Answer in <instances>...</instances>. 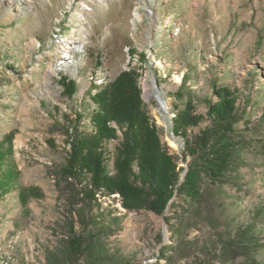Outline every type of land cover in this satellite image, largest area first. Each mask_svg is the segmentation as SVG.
<instances>
[{"label": "rangeland", "instance_id": "obj_1", "mask_svg": "<svg viewBox=\"0 0 264 264\" xmlns=\"http://www.w3.org/2000/svg\"><path fill=\"white\" fill-rule=\"evenodd\" d=\"M131 70L163 144L184 169L181 181L189 162L173 128L179 94L190 93L205 115L204 99L214 97L215 86L235 90L248 112L240 128L253 144L242 169L244 190L212 188L193 212H130L119 194L99 196V210L119 219L106 241L109 252L130 264H199L209 254L222 264L218 242L227 228L251 222L262 207L264 0H0V173L13 185L0 192V264H46L67 212L55 175L70 147L58 123L63 114L91 113V96ZM65 79L76 83L72 99ZM114 127L118 138L106 145L111 172L123 138ZM256 238L251 259L264 264V217Z\"/></svg>", "mask_w": 264, "mask_h": 264}, {"label": "trees", "instance_id": "obj_2", "mask_svg": "<svg viewBox=\"0 0 264 264\" xmlns=\"http://www.w3.org/2000/svg\"><path fill=\"white\" fill-rule=\"evenodd\" d=\"M63 86L72 99L76 83L65 79ZM213 95L204 99L205 115L198 112L190 93L189 98L182 94L177 98L174 134L183 139V160L189 162L184 181V169H178L177 157L163 144L145 107L135 70L123 72L92 95L95 108L91 113L76 111L75 118L63 114L58 124L70 151L55 176L67 207L65 231L57 244L47 249L46 264H130L108 250L106 241L116 231L114 226H119V219L99 210V196L119 194L127 211L144 210L162 216L169 208L177 214L178 208L187 213L198 210L196 204L212 188L230 185L244 190L242 169L247 166L245 154L253 144L248 129L240 128L247 108L237 92L227 86H215ZM203 122L208 124L194 133L192 130ZM83 124L91 130L84 129ZM114 126L122 131L123 138L115 150L111 172L113 154L106 145L118 138ZM3 161L0 154V171ZM10 178L0 173L1 193L11 190ZM175 196L181 203L173 201ZM21 202L27 211L24 197ZM263 217L264 203L251 222L233 230L227 228L225 239L218 242L222 264H233L239 257H246L248 264H259L251 258L258 244L256 224ZM209 256L199 264H214Z\"/></svg>", "mask_w": 264, "mask_h": 264}, {"label": "bare ground", "instance_id": "obj_3", "mask_svg": "<svg viewBox=\"0 0 264 264\" xmlns=\"http://www.w3.org/2000/svg\"><path fill=\"white\" fill-rule=\"evenodd\" d=\"M138 15V17H140V15H139V13L137 14ZM163 104V103H162ZM174 145V144H173Z\"/></svg>", "mask_w": 264, "mask_h": 264}]
</instances>
